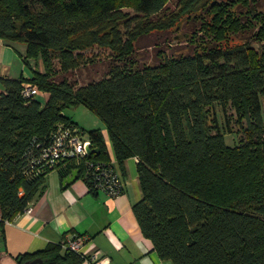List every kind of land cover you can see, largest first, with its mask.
I'll list each match as a JSON object with an SVG mask.
<instances>
[{
	"label": "trees",
	"instance_id": "1",
	"mask_svg": "<svg viewBox=\"0 0 264 264\" xmlns=\"http://www.w3.org/2000/svg\"><path fill=\"white\" fill-rule=\"evenodd\" d=\"M170 1L0 0V39L25 45L23 63L35 66L31 79H0V225L32 207L49 173L82 179L74 159L37 164L58 126L87 135L94 152L83 161L112 164L101 130L85 132L63 113L82 105L106 128L119 167L138 159L142 200L132 209L161 260L264 264V15L248 9L259 0H178L167 13ZM236 7L248 9L244 20ZM184 23L198 26L183 36L191 53L139 65V39ZM245 34L257 48L235 43ZM94 47L114 58L105 77L78 88L56 80ZM25 81L41 95L22 99ZM233 121L241 139L229 147ZM37 258L84 261L58 245L18 263Z\"/></svg>",
	"mask_w": 264,
	"mask_h": 264
},
{
	"label": "crops",
	"instance_id": "2",
	"mask_svg": "<svg viewBox=\"0 0 264 264\" xmlns=\"http://www.w3.org/2000/svg\"><path fill=\"white\" fill-rule=\"evenodd\" d=\"M25 53V45L0 39V79H31L35 66L33 62L24 65ZM26 67L30 70L28 76ZM4 92L0 83V95ZM101 133L109 161L123 177L124 193L115 198L103 192L91 193L80 178L64 186L58 172L49 173L42 195L31 205L32 212L0 225V264H19L25 255L41 253L77 236L86 238L84 251L88 257L95 254L107 264H172L158 257L133 213L132 208L142 200L136 172L138 159H127L119 167L105 127Z\"/></svg>",
	"mask_w": 264,
	"mask_h": 264
},
{
	"label": "rangeland",
	"instance_id": "3",
	"mask_svg": "<svg viewBox=\"0 0 264 264\" xmlns=\"http://www.w3.org/2000/svg\"><path fill=\"white\" fill-rule=\"evenodd\" d=\"M178 0H171L167 5V13L176 10ZM249 11L252 13H261L264 15V0H259L254 6L248 7ZM248 9L245 8H233L232 11L236 13L239 17L245 19L246 12ZM198 26L194 23L182 25L179 30H171L170 32L155 33L150 36L142 37L136 43L135 60L138 61L139 65H154L162 59L161 55L165 56H180L181 54L191 53L193 50L192 44L189 43V38H183L184 35H192V33L197 32ZM249 41L251 45L257 48V44L250 41V35L245 34L240 38L235 39V43H243ZM84 60L86 61L83 66L71 73V75H60L56 79L58 82L64 77L76 88L89 84L91 82H96L105 77L110 68L115 64L112 54L104 49L94 47L84 51ZM34 64V63H33ZM39 67L42 69V66ZM42 71V70H41ZM25 74L28 76L30 70L26 67ZM27 81L23 82L26 83ZM29 83V82H28ZM41 102L40 98H38ZM263 111H264V97L262 98ZM217 119L219 124L223 125L224 117L220 109H217ZM64 115L69 118L72 123H75L81 130L85 132H90L92 130H102L104 125L102 122L87 108L82 105L69 107L63 112ZM234 134L227 135L225 137L226 144L229 147H235L238 145L241 139V133L239 127L233 121L231 125ZM87 135L84 136L86 139Z\"/></svg>",
	"mask_w": 264,
	"mask_h": 264
},
{
	"label": "built area",
	"instance_id": "4",
	"mask_svg": "<svg viewBox=\"0 0 264 264\" xmlns=\"http://www.w3.org/2000/svg\"><path fill=\"white\" fill-rule=\"evenodd\" d=\"M38 88L31 83H22L20 94L22 99L29 100L35 98L41 93ZM78 129L71 127L58 126L56 132L51 137L49 147L43 150L40 155V166L52 168L58 162L71 159L75 160L76 165L82 168V180L86 184L88 190L92 189L97 192H103L111 198H115L124 193L125 184L122 176L115 170L113 164H105L92 160L83 161L89 155L87 148H91V142L88 138H84ZM91 150V149H90ZM32 207H29L25 213L30 214ZM84 237H71L68 241L62 243V248L70 250L90 264H107L106 259H97L96 255L91 257L85 254V246L87 243Z\"/></svg>",
	"mask_w": 264,
	"mask_h": 264
},
{
	"label": "water",
	"instance_id": "5",
	"mask_svg": "<svg viewBox=\"0 0 264 264\" xmlns=\"http://www.w3.org/2000/svg\"><path fill=\"white\" fill-rule=\"evenodd\" d=\"M87 152H88V153H92V152H94V151H91L90 149L87 148ZM76 180H77V174H74V173H73V175H72L70 178L66 179V180L63 182V185H64V186H66V185H70L71 183L75 182ZM40 261H41L40 259H35L34 261H30L28 264H37V263H41Z\"/></svg>",
	"mask_w": 264,
	"mask_h": 264
}]
</instances>
